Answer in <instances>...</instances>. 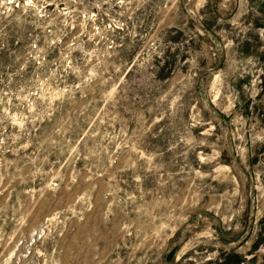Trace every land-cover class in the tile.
I'll use <instances>...</instances> for the list:
<instances>
[{
    "label": "rangeland",
    "instance_id": "374dc122",
    "mask_svg": "<svg viewBox=\"0 0 264 264\" xmlns=\"http://www.w3.org/2000/svg\"><path fill=\"white\" fill-rule=\"evenodd\" d=\"M0 264H264V0H0Z\"/></svg>",
    "mask_w": 264,
    "mask_h": 264
}]
</instances>
